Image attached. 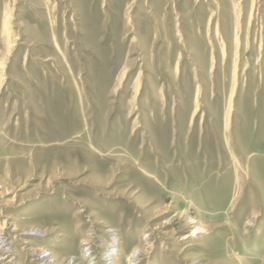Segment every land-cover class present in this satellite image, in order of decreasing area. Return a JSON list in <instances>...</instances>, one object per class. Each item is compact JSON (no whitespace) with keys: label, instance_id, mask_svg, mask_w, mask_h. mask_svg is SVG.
I'll return each mask as SVG.
<instances>
[{"label":"rangeland","instance_id":"obj_1","mask_svg":"<svg viewBox=\"0 0 264 264\" xmlns=\"http://www.w3.org/2000/svg\"><path fill=\"white\" fill-rule=\"evenodd\" d=\"M0 185L61 258L264 264V0H0Z\"/></svg>","mask_w":264,"mask_h":264},{"label":"bare ground","instance_id":"obj_2","mask_svg":"<svg viewBox=\"0 0 264 264\" xmlns=\"http://www.w3.org/2000/svg\"><path fill=\"white\" fill-rule=\"evenodd\" d=\"M233 3H234V1H233ZM236 4H238V3H236ZM236 8H237V6H236ZM235 10H237V9H235ZM234 22H236V21H234ZM244 23H246V22H244ZM245 26L247 27V25H245ZM5 194H6L5 191H3V190L1 191V185H0V203L5 204V199L3 198L5 196ZM6 217L8 218L6 220V222H8V221L10 222L11 216H6ZM193 223H195V222L191 218H188L186 227L189 228L190 226L193 225ZM12 225L14 227L13 229H11L7 226L0 227V264H3L5 259L10 258V260H12L13 259L12 256L17 255L16 253H18V251L21 249V247L19 249L20 244L18 245V243L16 241H20L22 246L25 249H28L29 253H31L35 258H38L39 260L47 257L48 254L51 253L50 254L51 256L49 258L45 259L46 260L45 264H100L101 258L99 257L98 253L104 254L106 260H110V261L112 260V263H117V254H119L117 251H119V250H116V249L114 250L113 247H115V245L117 244L116 242L119 240V238L116 236H113L112 234L110 235L108 240H106L105 242H102L99 245L95 244L94 239H92L88 236H85V238H83V240H82L83 243L81 242L82 245L80 244L81 245L80 257L73 260L71 256L61 258L56 253L49 251V249H47V248L32 244L33 242L31 239L33 238V236H38L39 233L46 232V231H41L40 229H36V228L35 229H24L23 228L22 230H20L18 223H16V224L12 223ZM204 228L205 227L203 225H198V227H196V228H194V226H193L191 229H188L187 233L184 234L183 236H181L180 239H188L189 237L196 236L199 234V231L204 230ZM114 230L110 229L109 232H112ZM200 245H202V242H199L198 240H192V241L188 242L185 250L187 251L188 248H190L189 250H191V248L194 249L195 247H198ZM96 247H98L100 251H98V249H96ZM138 252L140 253L141 249L134 250V252L130 255V257L127 260L129 264L131 261L134 262L133 264H139L140 263V260L137 256Z\"/></svg>","mask_w":264,"mask_h":264}]
</instances>
